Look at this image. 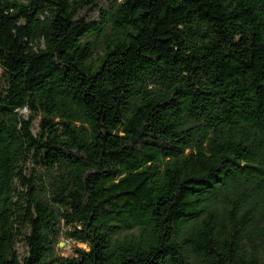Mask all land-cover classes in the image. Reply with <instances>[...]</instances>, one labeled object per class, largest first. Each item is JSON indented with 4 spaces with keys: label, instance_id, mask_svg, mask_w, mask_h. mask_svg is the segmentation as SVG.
<instances>
[{
    "label": "trees",
    "instance_id": "trees-1",
    "mask_svg": "<svg viewBox=\"0 0 264 264\" xmlns=\"http://www.w3.org/2000/svg\"><path fill=\"white\" fill-rule=\"evenodd\" d=\"M0 264H264V0H0Z\"/></svg>",
    "mask_w": 264,
    "mask_h": 264
},
{
    "label": "rangeland",
    "instance_id": "rangeland-1",
    "mask_svg": "<svg viewBox=\"0 0 264 264\" xmlns=\"http://www.w3.org/2000/svg\"><path fill=\"white\" fill-rule=\"evenodd\" d=\"M22 112L27 115L28 111L26 109L22 110ZM39 120H36L33 124V131L34 133H37L38 131V122ZM61 232H62V236L60 237L59 242L56 245V251L59 255L64 256V257H71L74 256L76 254V248L78 247H85V244H82L78 241L72 240L70 238L66 237V232L68 230L73 229L72 225H66L64 221H61ZM19 251L21 253H25L26 252V246L23 242H20V244L18 245Z\"/></svg>",
    "mask_w": 264,
    "mask_h": 264
}]
</instances>
